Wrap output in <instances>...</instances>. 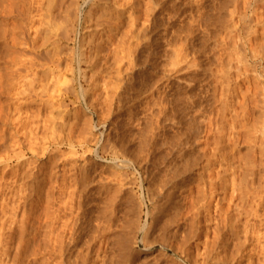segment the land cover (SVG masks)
<instances>
[{"label":"rangeland","instance_id":"1","mask_svg":"<svg viewBox=\"0 0 264 264\" xmlns=\"http://www.w3.org/2000/svg\"><path fill=\"white\" fill-rule=\"evenodd\" d=\"M12 1H13V3H11ZM32 1H30V0H20V1H18V0H0V30H2V31H0V68H1L0 72L3 74L2 75V83H4V84H2V85L4 87L3 86L2 87L6 88V89H4L5 91L6 90L8 91L7 96L5 95L6 93L4 94V92H3V97H1V102L11 101L13 103L12 106H10V109H9L10 114L9 115L13 116L15 118V116H14L15 113L13 112V110L15 108V97L11 96L15 91V87H14L15 86V80H14L15 74L22 75L26 72L32 73L36 70H39L41 72H43V71L49 72V71L53 70L54 74L59 76L58 84H56L57 87L60 89L67 88V86L69 87V90L67 92L63 91V90H61V92H60V95H61L60 100H62L61 104L65 105V108H64V106L61 107L62 109L55 106L54 111L57 113V112H59V109H60V111H63V109H65V110H67V112H69V113L71 112V114H73V112L76 111L77 114L75 116L68 117L65 120V123L67 121H68L67 123H69V121L72 123L74 120V121H76L75 123L77 126L73 131L74 134H72V136H71V138H73V137H75V138H73V140L71 139V141L68 144L63 143L62 145L60 144L58 146L53 145L52 147H48V150H47L48 152H46V153L41 152L40 153L44 156L40 155L39 152L37 155L36 153H32V152L28 151L26 154L23 155L24 158H21V159H24L23 161H25V159H28V161L30 160L31 162L33 160H36V162L34 161L33 164L35 163L36 168L38 167V169L40 171V173H38V176L40 177L42 175L41 177H43V179H45V180H43L40 177V179H41L40 180L39 177H37V179L40 183L38 181H37L38 183L34 182V184L45 185V187H43L42 185H41L42 188L40 187L41 196L40 195H34V197H32V195H31V197L29 196L33 201L29 197L28 198L25 197V199L23 196L20 197V199L22 198L21 199L22 201L23 200L25 201V208H26V206L30 205V203L33 204L34 207L36 206V208H37V211L35 210L36 212L31 216V218L29 220V224L26 227V229H27L26 232L30 231V232H27V233H30V235L26 233L28 238H31L29 236H31L33 229H37L38 227L40 228V226L43 225V223H45L44 220H45V217L47 216L46 208H47L48 204H46L47 201L44 198V193L49 191L50 188H51L50 189L51 191L53 189V191L50 192L52 194L51 196L53 197V199L51 198L52 204L50 203V206H52V207L56 206V208H57V206L60 205V204L58 205L59 201L64 200L61 197L64 196L66 198L65 195L68 194V192H69L68 190H70L69 193H71V191L74 189V193L76 196L74 201L76 203H78V204L75 203V207H78L80 209L79 210L78 208H76L80 212L77 211L76 214L78 216L76 214L75 215H76V218L78 217V221H80V223L83 226L85 225L84 227L82 226L84 232L81 229L82 227H80V229H78L81 232V234H80L81 239H79V238L76 239V241H77L76 245H77L78 249L81 248V250H83V251L87 250V246H89V251L91 250L90 251L91 253L89 252L90 254L88 253V255L85 257V264H89V263L90 264H100V263L101 264H144V263L145 264H189L188 261L186 260V256L184 255L185 253L183 254V256H181L182 251H184L186 249L185 252L189 253L191 255V257H195L196 254H198L203 248V246H201V242L204 239V233H203V231H202V233H198V234L196 233V231L192 232V230L196 229V223L194 225V223L191 219L192 218L191 216H193V215L188 211V206H189L190 199L194 198V196L196 195L194 193H196V190L198 187L197 185H201V182L206 180L204 178L206 177L207 173L209 172V169L210 170L211 169H217L219 166L218 165L219 163H215V164L210 165V166L207 165L208 164L207 162L211 158V152H213L214 148H215V153L219 154L218 151L216 150L217 146H219V145L215 144V141H216L215 139L219 136V133H218L219 127H221L222 125L225 127V129L223 128L224 131L221 133V135L222 134L225 135L223 137L224 140L221 144V145H223V149H221V150L224 153H226V154L228 153L230 156H232L233 157L232 164L238 166V169L236 171H234V173H230L227 176L228 179L231 177L236 178V179L234 178L235 184H236L234 186V188L237 189V192H239L240 189L241 190L247 189V191H250L251 189L249 190V188H253V186L256 185V180H257V177H255V175H257L256 173H260V171H261L260 170L261 166L259 165L260 164V158H257L259 155L257 153L255 154L252 151V144H251L252 142L250 143L249 141H250V139H252V137H254V138L256 137L258 139L261 136L259 129L261 131L262 127H260V126H262L264 124V121H263L264 118L262 117L263 116L262 114L259 113L260 114L259 115L257 112L262 113V110L259 111L260 109L256 110V108H254L253 106H250V107H247V111H246L247 115L245 114L246 117H244L245 115L244 116H241V115L236 116V117H238L237 118L238 122H239V120L241 121V122L237 123L238 125H240V128H238L239 126H237V128L241 134L238 137L237 143H235V144L230 143V141L226 140V137L228 136L230 130L228 132V129H227L228 125L226 127L225 123L230 124L231 121H229V120H232L233 117H235V116H231V118H230V115H234V112H233V114H232V112H231V114L229 113L232 110L227 111L228 113L226 111H225L226 113L224 112V114H226L225 115L226 117L222 114V105H220L221 104L220 99H218L219 94L217 92V91H219L220 87L219 86L216 87L218 85V83H217L218 77L217 76L219 75V73H218L219 65L218 66H216V65L220 63V62L218 63V61H220L219 58H221V54H222L221 47L219 46V43L221 45L220 36L223 37V35L226 33L227 29L228 28L230 29V27H231L230 26L231 21L229 20L230 22H228V20L226 19L227 23H223V21L225 19H222V18H224V17L227 18L226 16L229 17L227 10L232 9V7L234 6L233 5L234 3L228 2L229 4L232 5V7H231V5H229L230 8H228L229 7L228 6V7H226V9H227L226 11L221 10L222 12H220V9H219L220 5L218 4V1H219V3L220 2L222 3V0H214L215 3L213 0H198V1L197 0H185V1L184 0H136L137 6L134 7L133 9L132 8L130 9L129 7H127V4H125L126 0H121V1L116 0L118 2V4H117V2H115V0H104L106 2H104L103 0L102 1L101 0H89V1L88 0H84V1L83 0H38L40 2H38L37 0H32ZM49 1L50 2L52 1L51 4ZM193 1L195 2V4ZM211 1L213 4L211 3ZM227 1L228 0H226V1L224 0V2H227ZM210 3L212 4V6L209 5ZM33 4L36 6H34ZM121 4H124V5L121 6ZM215 4L218 6H216ZM89 5H91V6H89ZM213 5L215 8L217 7L216 10H218L219 12L214 9ZM205 7H206V9H205ZM212 7L214 10L212 9ZM39 8H41V10ZM24 9H25V11H24ZM129 9H130V11H129ZM208 9H210V10H208ZM211 9L213 11L212 14H211ZM6 11H8V12H6ZM40 11H42V12L40 13ZM9 12H10V14H9ZM223 12L226 13V15L224 14L225 16H223ZM219 13L221 14L220 16H219ZM52 14L54 17L52 16ZM168 14H170V17ZM210 14H211V16H210ZM215 14H217L218 16L216 15L214 18H212ZM43 15H46L47 17L43 16ZM128 15L129 16L131 15L132 20L133 19L134 20L133 21L130 20L128 18ZM117 16H119V18ZM221 16H223V17L220 18ZM44 17H46V18H44ZM218 18H220L222 20V23H220L221 21ZM51 19H53V20H51ZM109 19H110V21H109ZM210 19L213 23L215 20L216 23L213 24L211 22V24H210L209 23ZM228 19H230V18H228ZM63 20H66V21H63ZM111 20L112 21L114 20L115 22H111ZM216 20H218L219 22ZM30 21H31V24H30ZM116 21H117V23H116ZM131 21H132V23H130ZM109 22L117 24V25L116 26L114 24L111 25ZM141 23H142V25H141ZM144 24H145V26H144ZM212 24H213V26H212ZM223 24H227V27H228V25H229V27L225 28V27H223L224 26ZM54 25H55V28H54ZM6 26H7V28H6ZM107 26L117 28V31H116V28H114L115 29L114 33L116 34V36H115L116 38L114 37L112 44L110 43L111 45L107 46L110 48L113 47L112 49L114 51L118 50V51H116V53L118 54V55L116 54L117 57L115 56L116 59H112L113 58L112 55H114L112 52L113 50L111 51L110 48H107L108 52H110V51L112 52L111 53L112 55L111 54L108 55V57H107L108 62L106 61L105 66L102 65L103 60H101L102 62L100 61V63H102V64H100L98 62V65L100 66V68L97 67L98 70H95V71H94V69L92 70L91 67L89 68L88 65L82 64L79 67V65L77 63L76 56H75L77 51H78L79 41L82 42L84 46H87L88 45L87 43H89L87 41H89V40L91 41V39L94 36H97L94 34L101 33V31H104L105 29L106 30L104 33H107L106 32L108 29ZM140 26H143L142 27L143 33L140 32L142 29ZM219 26H222V27H219ZM51 27H53L54 30ZM64 27H66V28H64ZM81 28H83V29H81ZM192 28H193V30H192ZM221 28L222 29L225 28V29L222 30ZM64 29H66V30L63 31ZM127 29H128V31H127ZM229 29H228V31H229ZM224 30H225V32H223ZM68 31L70 34L68 33ZM96 31H99V32H96ZM11 32H13V33H11ZM137 32H138V36L139 37L141 36V38H142V40H139L140 42L138 41V43H139L138 46L136 44H134V43H136V40H137L136 38H134V35H136ZM67 33H68V35H67ZM77 33H78V35H77ZM131 33H134V34H131ZM222 33H223V35H221ZM4 34H6V35H4ZM127 35H129V36H127ZM130 36H133V38H131ZM103 37H105V36H103ZM141 38H139V39H141ZM118 40H119V42H118ZM122 40H123V42H122ZM125 40H128L129 42H131L130 48H128V50L129 49L131 50L130 51L131 54L129 53V51H128V53L125 52V48H126L125 45L127 46V44H128V43H125V42H128ZM121 42L125 45H123ZM140 43L142 44V46H140L141 45ZM113 45H115V46H113ZM213 45H215V47ZM116 46L117 47L120 46L121 48L120 47L117 48ZM115 47H116V49H114ZM209 48H211V49H209ZM133 50H134V52H132ZM104 51H106V50H104ZM126 51H127V48H126ZM56 52H58V53H56ZM219 52H220V54H218ZM120 53H123V54H120ZM124 53L127 54L128 56L124 55ZM132 54H133V56H132ZM71 55H72V57H71ZM119 56H121L120 58H123V59H124V57H126V56L127 57L124 60L122 59V61L120 60L122 63L119 61V63H120L119 64L118 60H117V58ZM6 57L11 61H15V59H17V60L14 63V62L9 61ZM172 57L176 60L175 62L172 59ZM29 59H31V60H29ZM216 59H219V60L217 61ZM179 60H181V61H179ZM52 61H54V62H52ZM131 61H133V62H131ZM48 62H50V64ZM127 62H128V64H127ZM215 62H217L216 65H215ZM52 63H54L55 65L54 64L52 65ZM168 63L170 65H172V64L173 65L170 67V65H168ZM59 66H60V68H59ZM215 66L217 68H215ZM152 67H154V68H152ZM212 67H213V69L215 68L218 70V71L215 70L218 73L217 74L215 72L217 78L214 77L215 73H214V70L212 69ZM232 67H233V64H232ZM122 68H124V69H122ZM15 71H17V72H15ZM23 71H26V72H23ZM106 71H108V72H106ZM126 71H128V72H126ZM117 72L119 75L117 74ZM84 73L86 75V79L82 78ZM104 74H105V77H104ZM91 75H92V77H91ZM233 77H234V79L236 78V76H232V79H233ZM12 78H14V79H12ZM64 78H65V80H63ZM214 78H215V80H217L216 83L213 80ZM158 80L160 81V83ZM44 81H45L44 83L49 84V86L51 85L50 78L45 79ZM62 81H63L64 85H62ZM111 81H113V82H111ZM120 81H121V83H120ZM8 82H10V83H8ZM115 83L116 84L119 83V84L116 85ZM9 84H10V86H9L10 88L8 87ZM59 85H61L63 87H60ZM65 85H66V87H64ZM11 87H12V91L10 90ZM81 87L83 88L82 90H81ZM71 88H72V90H71ZM4 90L2 89V91H4ZM89 90H91V91H89ZM84 91H86L87 94L84 95ZM9 92H13V93L9 95ZM116 94H117V96H116ZM167 94H169V95H167ZM144 95H146V96H144ZM176 97H178V98H176ZM25 99H27V98L23 97V99L21 101H25ZM82 99H83V101H82ZM183 99H185V100H183ZM27 100H29V99H27ZM116 100H118V101H116ZM21 101H18V102H21ZM58 101H59V99L56 100L55 102H58ZM37 102L32 103V106L29 104L30 106L28 105V108L32 109V110L37 109L39 106V102L38 103ZM114 104H115V106H114ZM147 106H149V107H147ZM238 108H240V107L237 106V110H238ZM157 112H159V115H157L158 114ZM196 112H198V114ZM43 113L47 114L46 111H44ZM56 113L55 114L53 113V115L55 116ZM103 113L105 114V116ZM146 113H147V115H146ZM243 113H244V111H243ZM238 114H242V111L239 112ZM206 116H207V118H206ZM223 116H224V118H223ZM228 117H229V119H227ZM240 117L242 118V120ZM225 119H227L229 123L226 122ZM77 122H79L80 124ZM261 122L263 124H261ZM196 124H197V126H196ZM242 125H244V126H242ZM1 128H2V126L0 127V129ZM237 128L235 126L236 130H237ZM214 129H216V130H214ZM8 130H9V128H8ZM8 130L5 133H7ZM81 130H84V132H83L84 134L86 132H88L90 134V136L92 135V137H95V139L90 137L91 141L90 140L89 141L91 142V144L88 143L86 145L83 144L81 146H79V144H77L78 143L77 139L79 138V136L76 133H78ZM216 131H217V133H216ZM214 132L218 135H216V134L214 135ZM193 134H195L196 136ZM6 136H8V134L5 135V138H6ZM74 139H76L77 141H74ZM93 139L95 140L94 144H93V142H94ZM114 141H116V142H114ZM131 141H132V143H131ZM55 143H58V142H54L53 144H55ZM6 144L7 143H5V145ZM138 144H139V146H138ZM101 145L106 146L108 149L110 148L111 152L116 150V152L119 153L120 150H123V151H121L122 153L121 152L119 153V155L121 157L116 153L117 158L115 159V157H113V154H111L110 150H108L105 147H103V149H101L102 148ZM115 145H117V146H115ZM87 146H88V148H90L89 152H88ZM114 146L118 147L120 149L112 148ZM5 147L6 146L3 145L2 148L0 149V151H2V153L0 152L1 154H3V153L9 154L13 151L12 149L7 148V147L6 148L10 149V151L9 150L7 151V149L5 151L4 150ZM84 147L87 150H84ZM51 150H54V151L51 152ZM192 150H194V151H192ZM221 150H220V152H221ZM3 151H5V152H3ZM85 151H87V152L83 154V152H85ZM138 151H140V152H138ZM123 153H125V154H123ZM71 155H74V156H71ZM124 155L125 156L127 155L125 157L126 159L124 158ZM201 155H202V157H201ZM229 155H226V156H229ZM98 156H101L102 159ZM127 157H130V158H127ZM50 158L53 159V161H55L56 164H52V161ZM62 158H64V159H62ZM21 159L19 161H21ZM70 159H72L73 161ZM122 159H125V160L128 159L127 164H129V165H127V167H125L123 169L121 166H119V167L117 166L119 163L122 162ZM129 159L133 160V161H129ZM120 160H121V162H120ZM251 160H253V161H251ZM28 161L26 160L25 162L28 163ZM76 161H77V163H76ZM103 161H105V162H103ZM15 162L16 161L13 160L12 162L11 161L5 162L6 164H4V163L0 164V166H1L0 167V176H1V180L4 181V183L0 182V184L3 183L6 185V183L12 179L13 176H11L12 172H10V169H11V167H14ZM31 162H29V163H31ZM249 162H251V163H249ZM253 162H254L255 166L252 165ZM39 163L41 166L38 165ZM246 163L248 166H250V165L254 166L255 170L252 169L253 167H248L246 165ZM10 164L11 165L13 164V165L11 166ZM184 165L186 167H184ZM51 167H53V168H51ZM72 167L74 168L73 169L74 172L72 170H70V169H72ZM36 168L33 170L31 167V169L33 171L37 170ZM185 168H186L187 172L185 171ZM52 169H54V171L56 170L57 176L55 175V176H53V178L51 177V179L49 180L50 181V183H49V181H48L49 177L44 178V176L48 175V172H46V171H48V170L50 171ZM32 170H31V172H33ZM62 170L63 171L65 170L64 171L65 174H68V172H69V174L71 172H73V173L70 175L68 174V176H67V175L63 174L64 172L62 173ZM79 170L81 171V173H79L80 172ZM122 170H123V172H122ZM6 171H8V172H6ZM60 171H61L62 175H61ZM82 171H84V172H82ZM182 171H184V172H182ZM250 171H251V173H250ZM35 172L37 173V171H35ZM35 172H34V174H35ZM44 172L47 175L44 174ZM50 172H53V171H50ZM86 173L90 174V175H87ZM119 173H120V175L122 173L125 174V175L122 174L123 178H122V175L120 177L118 176ZM39 174H41V175H39ZM251 174H253L254 177ZM35 175H37V174H35ZM7 176L11 179H8ZM69 177H70V179H69ZM77 177L79 178V180H81L80 181L81 184L78 183L80 186L82 185L81 187L77 184V181H75V180H78ZM85 177L88 179H86ZM108 177H110V178H108ZM6 178L8 180V181L6 180L7 182L4 180ZM62 178L63 179L67 178L71 181L74 180L75 183L67 180V183L69 181L68 185H70V184L71 185L69 186L68 190L62 191L61 192L62 194H61V193H58V191L60 192V190H59L60 185L59 184H62V181H63ZM120 178H122L121 179L122 182L120 181ZM255 178H256V180H255ZM53 179H55V180L52 181ZM84 179H86V180H84ZM42 180L44 182L41 183ZM87 181H88V183H87ZM9 182H11L13 184V180L9 181ZM9 182H8V184H9ZM51 182L52 183L55 182V183L52 184ZM65 182H66V180H64L63 183H65ZM82 182H83V184H82ZM67 183H65L66 186H67ZM252 183H253V185H252ZM51 184H52L53 188L49 187V186H51ZM5 185H4V187L7 186V185L6 186ZM125 185H127V186H125ZM78 186L80 188H78ZM0 187L4 188L2 184L0 185ZM71 188H73V189H71ZM153 188H155V189H153ZM158 188H159V190H157ZM231 188L232 187L229 186L226 190L225 195L227 197L231 193ZM87 189H89V190H87ZM112 189H113V191H112ZM115 189H116V191H114ZM95 190H98V191H95ZM78 192H80L81 194H78ZM64 193H67V194H64ZM140 193H142V194H140ZM58 194H61V196ZM78 195H80V197ZM129 195H130V197H129ZM239 195H241V194H239ZM58 196H60L59 198H61V199H59ZM37 197L40 198V200ZM77 197H79L78 200H77ZM108 197L109 198L112 197L110 199L115 201V204L116 203L117 204L114 206L115 208L112 211H114V210L115 211L112 214H110L108 216H104L103 214H100V212H102V213L105 212V209L107 208V206H106L107 204L105 205V202L107 203L108 201H104V200H105V198H107L106 200H108ZM34 198H35V200H34ZM237 198H239L238 195H237ZM58 199H59V201H58ZM79 199L80 200L82 199V201H80ZM38 200H39L40 204H39ZM68 200L69 199H67L65 201H68ZM103 201H104V203L102 206ZM80 202H81V204H80ZM132 202H134V203H132ZM119 203H120V205H119ZM120 206L123 208H121ZM28 207H30V206H28ZM28 207L26 209H28ZM118 207H119V211L117 210ZM43 208H45V211H43L44 210ZM99 208L100 209L102 208V209L100 210ZM122 209L123 210L127 209L129 211V212L128 211L126 212V210L123 211V214L127 218L124 217V215L122 214ZM74 210H75V208H74ZM66 211L67 210H65V212ZM98 211H99V214L102 215L101 218H100V216L98 217V215H99ZM68 212L69 211H67L65 213V217H67ZM75 212L76 211H74L73 214ZM149 212L151 213V215ZM170 212H171V214H170ZM118 213L121 215H117ZM125 213H127V214H125ZM167 213H168V215H167ZM45 214H46V216L44 217ZM107 214H109V213H107ZM95 215H97L96 218H95ZM18 216L19 215H17V217ZM120 216H123V217H120ZM86 217H88V218H86ZM89 217H91L93 221H90ZM115 217L119 220V223L121 222L120 224L117 223L118 220ZM99 218H100V221L105 219V221L103 220L104 225H103V223L101 224L98 221L94 222V221L98 220ZM109 218L111 219V221H109ZM79 219H84V220L82 221ZM108 222H110V223H108ZM40 223H41V225H39ZM95 223H97V224L99 223V225L96 224L98 229L100 227L108 226L109 231L108 230L105 231L104 230L105 228H103L102 230L105 231L104 234L101 231H99L100 234L95 233L93 235L91 233V231L95 229V228H93V227H96ZM111 223H113V224L116 223V224L112 225ZM131 224H132V226H131ZM91 225H92V229H91ZM129 225H130V227H129ZM87 226H88V228H86ZM45 227H46V225H45ZM85 228L87 230L89 229L90 232H88ZM123 228H126V229H123ZM114 229H116V230H114ZM137 229H138V232L135 233V231H137ZM99 230H101V229H99ZM127 230H128V232H127ZM44 231H45L44 228H42V230L40 229L39 233H41V234L38 233V237L36 240H38L39 236H41L43 234L42 232H44ZM90 233L93 235V237H91V240H90L89 236H92V235ZM101 233H102L103 237L106 239V241L104 238H102ZM126 233H128L129 235ZM192 233H193V235H192ZM95 235H97V236H95ZM124 235H126V237ZM94 237L95 238L97 237V238L93 239L94 240L93 241L92 238H94ZM107 237H108V241H107ZM130 237L132 240L130 239ZM109 238H111L112 241ZM99 239H101V240H99ZM142 239H144V241H142ZM155 239H156V241H155ZM39 240H38V244H35V242H36L35 240H34L35 241L34 243L30 242L32 245L27 246L25 248V250L22 252V254H19V257L17 258L18 262L17 263L14 262L13 264H22V263L23 264H29V263L30 264H34V263L35 264H42V261H43V264H46L45 262H47L48 264L54 263V261H52V258L49 257V256L53 257V255H51V254H49V252H47L48 251V250H46L47 248L43 247L42 246L43 243L41 242V244H40ZM88 240H90V241H88ZM138 240H140V241H138ZM85 241H86V243H85ZM105 242H107V243H105ZM109 242H111V243H109ZM117 242L119 244H121V243L124 244V245H122V244L120 245V247L122 246L121 249H123V251L126 248L128 251L125 252L126 251L125 250L123 252L120 249V251H121V253H120V251H118V248H119L118 245L119 244ZM34 244L36 246L40 244L39 246H42V248H44L45 251L43 249L39 250L40 247L39 246L35 247ZM14 245H12V248L10 250V252L13 256L15 255L13 250H15V252H16V247H15L16 245L15 246ZM126 246H129V247H126ZM180 246L182 249L184 248L183 250L180 249L181 253L179 252ZM100 247L102 250L100 249V251H99L98 248H100ZM32 250H34L36 253L38 252L37 255L35 253V255L32 256L31 255L32 254L31 252H33ZM102 251H103V253H102ZM98 252H101V253H98ZM39 253L41 254L42 257L40 256ZM97 253H98V255L100 254L99 257L97 256L98 258L96 257ZM122 253H126V254L122 255ZM11 254L9 253V256L12 257ZM102 254H104V255L102 256ZM122 256H123V258H122ZM73 257L74 256H72L71 258L69 257L71 260H69V258H66V261H69V263L67 262L68 264H73V261H72ZM197 258L200 260L199 256H197ZM26 259H27V261H26ZM46 259H48V260H46ZM28 260L32 261V262L34 261V262L28 263ZM83 260H84V258H83ZM83 260H81L80 262H82ZM70 261H72V262H70ZM76 261H74V262L78 264L79 262L78 261L76 262ZM114 262H117V263H114ZM198 262H200V261H198Z\"/></svg>","mask_w":264,"mask_h":264},{"label":"bare ground","instance_id":"2","mask_svg":"<svg viewBox=\"0 0 264 264\" xmlns=\"http://www.w3.org/2000/svg\"><path fill=\"white\" fill-rule=\"evenodd\" d=\"M20 1V0H18ZM32 1V0H30ZM38 1V0H37ZM84 1V0H83ZM89 1V0H88ZM102 1V0H101ZM104 1V0H103ZM121 1V0H120ZM119 1V2H120ZM185 1V0H184ZM198 1V0H197ZM214 1V0H213ZM226 1V0H225ZM33 2V1H32ZM40 2V1H38ZM44 2V1H43ZM50 2V1H49ZM52 2V1H51ZM50 2V4H51ZM106 2V1H104ZM113 2V1H112ZM115 2H117L115 0ZM194 2V1H193ZM217 2V1H216ZM228 2L230 3H234L233 7L231 4H229ZM13 3V1L11 2ZM159 3V2H158ZM184 3V2H183ZM212 3V1H211ZM209 4L212 6V4ZM215 3V1H214ZM221 3V2H220ZM219 1H218V4L220 5L219 6V9H220V12H222L221 10L223 11H226V7H228L229 5H231L232 9H228L227 10V13L229 15L226 16L227 18H222L223 16L226 15L225 12H223V16H221L220 18L222 19H225L223 21V23H227L226 22V19L228 20V22H230V29L227 27V24H223L225 28H228L226 33L223 35V33L221 35H223V37L220 36V39H221V45L219 43V46L221 47V51H222V54H221V58L220 61H218L219 59H216L218 61L219 64H217V62H215V65L218 66L219 65V71L215 68H217L215 66V68L212 69L214 70V73L216 71H218L219 75L217 76L218 77V81L215 80V78L213 79L214 82L218 83V85L216 87H220L219 88V91L218 92V99H220V105H222V114L225 116L226 114H224V112L226 111H229V110H232L230 111L229 113L233 114L234 112V115H230V118L231 116H235L233 117L232 120H229L231 121L230 124H227L225 123L227 129H228V136L226 137V140L230 141V143H237L238 141V137L239 135L241 134L239 131H238V128H240V125H238L237 123L241 122L239 120L238 122V117L236 116H244L245 114L247 115L246 111H247V107H250V106H253L254 108H256V110L260 109L259 111L262 110V113L261 112H257L258 114H262L263 118H264V0H228L227 2H224V0H222V3L220 4ZM228 3V4H227ZM3 4V3H2ZM32 4V3H31ZM118 4V2H117ZM125 4H127V7H129L130 9L134 8L137 6V1L136 0H126ZM195 4V2H194ZM205 4V3H204ZM11 5V4H10ZM22 5V4H21ZM34 5V4H33ZM124 4H121V6H123ZM191 5V4H190ZM193 5V4H192ZM200 5V4H199ZM216 5V4H215ZM36 6V5H34ZM91 6V5H89ZM100 6V5H99ZM102 6V5H101ZM120 6V5H119ZM189 6V5H188ZM201 6V5H200ZM218 6V5H216ZM7 7V6H6ZM16 7V6H15ZM39 7V6H38ZM71 7V6H70ZM73 7V6H72ZM75 7V6H74ZM118 7V6H117ZM197 7V6H196ZM214 7V5H213ZM212 7V9H213ZM4 8V7H3ZM12 8V7H11ZM17 8V7H16ZM30 8V7H29ZM33 8V7H32ZM44 8V7H43ZM47 8V7H46ZM45 8V9H46ZM49 8V7H48ZM57 8V7H56ZM192 8V7H191ZM210 8V7H209ZM230 8V6L228 7ZM6 9V8H5ZM8 9V8H7ZM23 9V8H22ZM41 10V8H39ZM129 9V11H130ZM187 9V8H186ZM206 9V7H205ZM212 9H211V14H212ZM214 9L216 10L217 7ZM213 9V10H214ZM11 10V9H10ZM9 10V11H10ZM197 10V9H196ZM210 10V9H208ZM232 10V11H231ZM2 11V10H1ZM18 11V10H17ZM25 11V9H24ZM30 11V10H29ZM32 11V10H31ZM39 11V10H38ZM155 11V10H154ZM218 11V10H216ZM8 12V11H6ZM19 12V11H18ZM42 11H40L41 13ZM54 12V11H53ZM67 12V11H66ZM121 12V11H120ZM151 12V11H150ZM158 12V11H157ZM205 12V11H204ZM208 12V11H207ZM210 12V11H209ZM215 12V11H214ZM219 12V11H218ZM24 13V12H23ZM38 13V12H37ZM45 13V12H44ZM184 13V12H183ZM190 13V12H189ZM196 13V12H195ZM10 14V12H9ZM21 14V13H20ZM30 14V13H29ZM46 14V13H45ZM150 14V13H149ZM161 14V13H160ZM185 14V13H184ZM194 14V13H193ZM207 14V13H206ZM210 14V16H211ZM225 14V15H224ZM18 15V14H17ZM22 15V14H21ZM26 15V14H25ZM87 15V14H86ZM169 17H170V14H168ZM195 15V14H194ZM198 15V14H197ZM204 15V14H203ZM217 14H215L212 18H214ZM221 14L219 13V16ZM43 16H46V15H43ZM53 16V14H52ZM89 16V15H88ZM158 16V15H157ZM209 16V17H210ZM218 16V15H217ZM42 17V16H41ZM47 17V16H46ZM44 17V18H46ZM54 17V16H53ZM84 17V16H83ZM119 18V16H117ZM123 17V16H122ZM174 17V16H173ZM208 17V18H209ZM67 18V17H66ZM117 18V19H118ZM128 18L130 20H132V17L131 15L129 16L128 15ZM200 18V17H199ZM211 18V17H210ZM218 18V19H220ZM230 18V19H228ZM216 19V18H215ZM53 20V19H51ZM67 20V19H66ZM66 20H63V21H66ZM134 20V19H133ZM132 20V21H133ZM153 20V19H152ZM189 20V19H188ZM230 20V21H229ZM62 21V22H63ZM74 21V20H73ZM110 21V19H109ZM132 21L130 23H132ZM162 21V20H161ZM209 21V20H208ZM218 21V20H216ZM220 23H222V20L220 19ZM58 22V21H57ZM61 22V23H62ZM111 22H115L114 20ZM109 22L111 25H113L114 23H111ZM144 22V21H143ZM156 22V21H155ZM163 22V21H162ZM161 22V23H162ZM211 19L209 21V23L211 24ZM219 22V21H218ZM20 23V22H19ZM46 23V22H45ZM60 23V24H61ZM64 23V22H63ZM108 23V22H107ZM117 23V21H116ZM190 23V22H189ZM200 23V22H199ZM203 23V22H202ZM213 23V22H212ZM214 23L215 20H214ZM213 23V24H214ZM30 24H31V21H30ZM47 24V23H46ZM72 24V23H71ZM109 24V25H110ZM212 24V26H213ZM218 24V23H217ZM229 24V23H228ZM22 25V24H21ZM58 25V24H57ZM65 25V24H64ZM110 25V26H111ZM115 26L117 24H114ZM132 25V24H131ZM142 25V23H141ZM187 25V24H186ZM216 25V24H215ZM226 25V26H225ZM19 26V25H18ZM83 26V25H82ZM145 26V24H144ZM156 26V25H155ZM206 26V25H205ZM209 26V25H208ZM217 26V25H216ZM108 29H107V33H104V31H101V33H97V34H94V35H97V36H94L91 41H87L89 43H85L87 46H84L82 42L79 41V45H78V51L76 53V59H77V63L79 65V67L84 64V65H88L89 68L91 67L92 70L94 69L95 70H98L97 67L100 68V66L98 65V62L100 63L101 60H103V66H105L106 64V61L108 60L107 57L108 55H110L112 52L114 55L112 59H116L115 56L117 57V53L116 51L118 50H113L112 48L110 47H107L108 45L110 46L112 44V41L114 40V37L116 36V34L114 33L116 27H109L107 26ZM141 28L143 26H140ZM193 27V26H192ZM201 27V26H200ZM218 27V26H217ZM219 27H222V26H219ZM7 28V26H6ZM53 29V27H51ZM54 28H55V25H54ZM66 28V27H64ZM208 28V27H207ZM213 28V27H212ZM223 28V29H225ZM83 29V28H81ZM85 29V28H84ZM222 29V28H221ZM222 29V30H223ZM8 30V29H7ZM10 30V29H9ZM23 30V29H22ZM49 30V29H48ZM54 30V29H53ZM56 30V29H55ZM66 29H64L63 31H65ZM103 30V29H102ZM193 30V28H192ZM221 30V31H222ZM2 31V30H0ZM12 31V30H11ZM116 31H117V28H116ZM128 31V29H127ZM143 31V28L141 29L140 32ZM204 31V30H203ZM217 31V30H216ZM25 32V31H24ZM37 32V31H36ZM52 32V31H51ZM96 32H99V31H96ZM139 32V31H138ZM138 32L136 35H134V38H136V44L138 46V41L139 40H142L141 36L139 37L138 36ZM139 32V33H140ZM197 32V31H196ZM205 32V31H204ZM212 32V31H211ZM225 32V30L223 31ZM228 32V33H227ZM2 33V32H1ZM13 33V32H11ZM69 33V31H68ZM67 33V35H68ZM75 33V32H74ZM95 33V32H94ZM143 33V32H142ZM146 33V32H145ZM154 33V32H153ZM165 33V32H164ZM167 33V32H166ZM214 33V32H213ZM8 34V33H7ZM70 34V33H69ZM99 34V35H98ZM118 34V33H117ZM128 34V33H127ZM131 34H134V33H131ZM141 34V33H140ZM2 35V34H1ZM6 35V34H4ZM20 35V34H19ZM78 35V33H77ZM153 35V34H152ZM216 35V34H215ZM218 35V34H217ZM60 36V35H59ZM58 36V37H59ZM105 36V37H103ZM129 36V35H127ZM169 36V35H168ZM3 37V36H2ZM5 37V36H4ZM131 38H133V36H130ZM129 37V38H130ZM216 37V36H215ZM91 38V37H90ZM116 38V37H115ZM141 38V39H139ZM153 38V37H152ZM175 38V37H174ZM218 38V37H217ZM48 39V38H47ZM151 39V38H150ZM117 40V39H116ZM173 40V39H172ZM188 40V39H187ZM125 41H128V40H125ZM124 41V42H125ZM167 41V40H166ZM217 41V40H216ZM119 42V40H118ZM123 42V40H122ZM121 42V43H122ZM140 42V41H139ZM144 42V41H143ZM142 42V43H143ZM156 42V41H155ZM111 43V44H110ZM125 43H128L127 46L125 44V47L127 48V51H126V48H125V52L131 54V50L128 48H130V43L131 42H125ZM149 43V42H148ZM147 43V44H148ZM141 44V43H140ZM145 44V43H144ZM143 44V45H144ZM146 44V45H147ZM167 44V43H166ZM182 44V43H181ZM180 44V45H181ZM119 45V44H118ZM145 45V46H146ZM173 45V44H172ZM115 46V45H113ZM142 46V44L140 45ZM167 46V45H166ZM176 46V45H175ZM215 47V45H213ZM117 47V46H116ZM116 47L114 49H116ZM120 47V46H118ZM117 47V48H118ZM132 47V46H131ZM148 47V46H147ZM212 47V46H211ZM107 48H110L111 51L108 52V49ZM121 48V47H120ZM123 48V49H124ZM136 48V47H135ZM141 48V47H140ZM139 48V49H140ZM10 49V48H9ZM109 49V50H110ZM132 49V48H131ZM150 49V48H149ZM211 49V48H209ZM215 49V48H214ZM220 49V48H219ZM106 50V51H104ZM158 50V49H157ZM170 50V49H169ZM10 51V50H9ZM16 51V50H15ZM138 51V50H137ZM136 51V52H137ZM140 51V50H139ZM154 51V50H153ZM183 51V50H182ZM59 52V51H58ZM56 52V53H58ZM61 52V51H60ZM106 52V53H105ZM120 52V51H119ZM118 52V53H119ZM134 52V50L132 51ZM135 52V53H136ZM141 52V51H140ZM179 52V51H178ZM163 53V52H162ZM217 53V52H216ZM117 54V55H116ZM120 54H123V53H120ZM220 54V52L218 53ZM217 54V55H218ZM10 55V54H9ZM12 55V54H11ZM22 55V54H21ZM124 55H127L124 53ZM8 56V55H7ZM20 56V55H19ZM128 56V55H127ZM126 56V57H127ZM130 56V55H129ZM133 56V54H132ZM159 56V55H158ZM172 56V55H171ZM13 57V56H12ZM58 57V56H57ZM72 57V55H71ZM121 56H119L117 58L118 60V63L119 61L123 58H120ZM124 57V59L126 58ZM161 57V56H160ZM7 58V57H6ZM20 58V57H19ZM180 58V57H179ZM8 59V58H7ZM72 59V58H71ZM110 59V58H109ZM123 59V60H124ZM172 59L174 60V62L176 61L173 57ZM9 60V59H8ZM14 60V59H13ZM17 59H15V61H11V62H16ZM31 60V59H29ZM52 60V59H51ZM146 60V59H145ZM182 60V59H181ZM179 60V61H181ZM8 61V62H9ZM111 61V60H110ZM114 61V60H113ZM120 61V62H121ZM138 61V60H137ZM142 61V60H141ZM171 61V60H170ZM169 61V62H170ZM178 61V62H179ZM184 61V60H183ZM26 62V61H25ZM54 62V61H52ZM108 62V61H107ZM133 62V61H131ZM130 62V63H131ZM144 62V61H143ZM173 62V61H172ZM209 62V61H208ZM18 63V62H17ZM27 63V62H26ZM31 63V62H30ZM34 63V62H33ZM32 63V64H33ZM50 64V62H48ZM56 63V62H55ZM122 63V62H121ZM171 63V62H170ZM181 63V62H180ZM54 63H52L53 65ZM59 64V63H58ZM69 64V63H68ZM120 64V63H119ZM128 64V62H127ZM175 64V63H174ZM232 64H233V67H232ZM21 65V64H20ZM31 65V64H30ZM41 65V64H40ZM55 65V64H54ZM98 65V66H97ZM101 65V66H102ZM130 65V64H129ZM168 65H170L168 63ZM173 65V64H172ZM170 65V67L172 66ZM17 66V65H16ZM19 66V65H18ZM66 66V65H65ZM64 66V67H65ZM102 66V67H103ZM107 66V65H106ZM111 66V65H110ZM113 66V65H112ZM132 66V65H131ZM134 66V65H133ZM136 66V65H135ZM34 67V66H33ZM43 67V66H42ZM58 67V66H57ZM68 67V66H67ZM190 67V66H189ZM26 68V67H25ZM60 68V66H59ZM88 68V69H89ZM113 68V67H112ZM154 68V67H152ZM177 68V67H176ZM16 69V68H15ZM120 69V68H119ZM124 69V68H122ZM142 69V68H141ZM172 69V68H171ZM170 69V70H171ZM207 69V68H206ZM1 70V68H0ZM23 70V69H22ZM50 70V69H49ZM67 70V69H66ZM85 70V69H84ZM111 70V69H110ZM130 70V69H129ZM198 70V69H197ZM203 70V69H202ZM216 70V71H215ZM5 71V70H4ZM20 71V70H19ZM30 71V70H29ZM112 71V70H111ZM179 71V70H178ZM211 71V70H210ZM17 72V71H15ZM22 72V71H21ZM23 72H26V71H23ZM108 72V71H106ZM128 72V71H126ZM141 72V71H140ZM143 72V71H142ZM10 73V72H9ZM19 73V72H18ZM42 73V74H41ZM70 73V72H69ZM104 73V72H103ZM123 73V72H122ZM137 73V72H136ZM217 73V72H216ZM216 73H215V76L216 77ZM217 73V74H218ZM14 74V73H13ZM62 74V73H61ZM106 74V73H105ZM105 74H104V77H105ZM109 74V73H108ZM118 74V72H117ZM139 74V73H138ZM2 73L0 72V127L2 126V128L0 129V149L2 148V146H6L7 148H10L12 149L13 151L9 154H1L2 151H0L1 155H0V164L1 163H4L6 164L5 162H8V161H13L15 160V164H14V167H11L10 169V172H12L10 175L13 176L12 179L9 178L7 176L8 179H11L9 181H12L13 180V184L11 182H9L6 179H4L5 181L7 180L9 182L5 184L3 180H1V176H0V182H3L1 183L4 187V185L6 187L2 188L0 187V264H13L14 262L17 263V258L19 257V254H22V252L25 250V248L29 245H32L31 243L35 242V244H38V240L41 244V242L43 243L42 246L47 248L46 250H48L47 252H49V254L53 255L52 256H49L50 258H52V261H54V263L52 264H68L69 261H66V258H71L72 256H74L72 258V261H73V264L75 263L74 261H78L80 264H85V257L88 255V253L91 251H89V246H87V250L86 251H83L81 250V248L78 249L77 245H76V239L79 238L81 239V232L80 230V227H82L83 225L80 223V221H78V217L76 218V213H77V209L78 207H75V193H74V189L70 192V190H68L69 186L71 185H68L69 184V179H63L62 181V184H59L60 187H59V190L60 192L58 191V193H61L62 191H66L68 190V194L67 193H64V194H67L65 195L66 198L63 196L61 197L62 199L64 200H60L61 198H59L61 196V194H58L60 196H58V205L57 208L56 206L52 207L50 206V203L53 199V197L51 196L52 194L50 192L52 191L49 189V191L45 192L44 193V198L45 200L47 201L46 204H48L47 208H46V213H47V216L46 214L44 215L45 217V223H43V225H41V223L39 225L40 228L38 227L37 229H33L32 230V234L31 238H28L27 234L30 235V233H27V232H30V231H27L26 232V227L27 225L29 224V220L31 218V216L37 211V208L36 206L34 207L33 204L30 203V207L26 206V208L28 207V209L25 208V201L23 202L20 197L23 196L24 199L25 197L28 198L29 196L31 197H34V195H40L41 196V192H40V187L41 185L43 187H45V185L41 184H34V182H37L38 179L37 177L38 176V173H40L38 167L36 168V164L33 162L36 160H33L32 162L28 159H25V161L27 160L28 163H26L25 161H23L24 159H21V158H24V154H26L28 151L32 152V153H36L38 155V152L39 154L42 152H48V147H52L53 145H62L63 143L65 144H68L71 139L73 140V138H71L73 131L74 129L76 128V121L73 120V122L71 123L69 121V123H65V120L68 118V117H72V116H75L77 114L76 111L73 112V114H71V112H67V110L63 109V111H60L59 109V112H55L54 111V108L55 106H57L58 108H61L64 106L65 108V105H62L61 102L62 100H60V92L61 90L63 91H68L69 90V87L67 86V88H64V89H60L57 87L56 84H58V78L59 76L55 75L54 74V71H39V70H36L32 73H24L22 75H18V74H15V91L14 93L13 92H9V95L12 94L11 96H14L15 97V108L13 110V112L15 113V118L13 116H10L9 114V109H10V106H12V102L11 101H7V102H1V97H3V92L4 94L7 96L8 94V91L4 90L6 88H3L4 86L2 84ZM17 75V76H16ZM79 75V74H78ZM119 75V74H118ZM196 75V74H195ZM5 76V75H4ZM10 76V75H9ZM67 76V75H66ZM82 76V75H81ZM89 76V75H88ZM232 76H236V78L232 79ZM14 77V76H13ZM73 77V76H72ZM92 77V75H91ZM100 77V76H99ZM108 77V76H107ZM144 77V76H143ZM216 77V78H217ZM6 78V77H5ZM50 78L51 80V85L49 86V84H46L44 83L45 79H48ZM63 78V77H62ZM80 78V77H79ZM82 78H85L86 79V75L85 73L83 74V77ZM115 78V77H114ZM130 78V77H129ZM161 78V77H160ZM159 78V79H160ZM212 78V77H211ZM61 79V78H60ZM109 79V78H108ZM117 79V78H116ZM128 79V78H127ZM65 80V78L63 79ZM103 80V79H102ZM118 80V79H117ZM126 80V79H125ZM143 80V79H142ZM212 80V81H213ZM60 81V80H59ZM104 81V80H103ZM115 81V80H114ZM147 81V80H146ZM159 81V80H158ZM4 82V81H3ZM7 82V81H6ZM100 82V81H99ZM98 82V83H99ZM107 82V81H106ZM113 82V81H111ZM129 82V81H128ZM10 83V82H8ZM65 83V82H64ZM101 83V82H100ZM121 83V81H120ZM123 83V82H122ZM157 83V82H156ZM160 83V81H159ZM6 84V83H5ZM83 84V83H82ZM116 84V83H115ZM119 84V83H118ZM116 84V85H118ZM124 84V83H123ZM194 84V83H193ZM13 85V84H12ZM62 85L63 84V81H62ZM67 85V84H66ZM66 85L64 87H66ZM107 85V84H106ZM105 85V86H106ZM111 85V84H110ZM142 85V84H141ZM170 85V84H169ZM3 86V87H2ZM10 86V84L8 85V87ZM60 87H63L61 85H59ZM79 86V85H78ZM139 86V85H138ZM145 86V85H144ZM13 87V86H12ZM12 87H11V91H12ZM13 87V88H14ZM147 87V86H146ZM4 91H2V89ZM10 88V87H9ZM73 88V87H72ZM71 88V90H72ZM110 88V87H109ZM158 88V87H157ZM8 89V88H7ZM83 88L81 87V90ZM138 89V88H137ZM85 90V89H84ZM217 90V89H216ZM91 91V90H89ZM106 91V90H105ZM120 91V90H119ZM71 92V91H70ZM109 92V91H108ZM107 92V93H108ZM159 92V91H158ZM163 92V91H162ZM216 92V91H215ZM63 93V92H62ZM61 93V94H62ZM111 93V92H110ZM165 93V92H164ZM87 94L86 91H84V95ZM98 94V93H97ZM146 94V93H145ZM149 94V93H148ZM152 94V93H151ZM155 94V93H154ZM8 95V96H9ZM123 95V94H122ZM169 95V94H167ZM196 95V94H195ZM213 95V94H212ZM117 96V94H116ZM141 96V95H140ZM143 96V95H142ZM146 96V95H144ZM160 96V95H159ZM194 96V95H193ZM214 96V95H213ZM5 97V96H4ZM23 97L29 99H25V101H21L23 99ZM83 97V96H82ZM121 97V96H120ZM202 97V96H201ZM11 98V97H10ZM159 98V97H158ZM157 98V99H158ZM178 98V97H176ZM197 98V97H196ZM58 102H55L56 100H58ZM75 99V98H74ZM143 99V98H142ZM168 99V98H167ZM173 99V98H172ZM216 99V98H215ZM121 100V99H120ZM147 100V99H146ZM169 100V99H168ZM175 100V99H174ZM182 100V99H181ZM185 100V99H183ZM3 101V100H2ZM18 101H21V102H18ZM39 102V106L37 109L35 110H32V109H29L28 108V105L30 104L32 106V103H35V102ZM83 101V99H82ZM81 101V102H82ZM118 101V100H116ZM158 101V100H157ZM37 102V103H38ZM98 102V101H97ZM109 102V101H108ZM36 103V104H37ZM92 103V102H91ZM131 103V102H130ZM142 103V102H141ZM57 104V105H56ZM83 104V103H82ZM117 104V103H116ZM146 104V103H145ZM156 104V103H155ZM189 104V103H188ZM29 105V106H30ZM98 105V104H97ZM182 105V104H181ZM101 106V105H100ZM108 106V105H107ZM115 106V104H114ZM145 106V105H144ZM169 106V105H168ZM173 106V105H172ZM195 106V105H194ZM237 106L240 107L238 108L237 110ZM118 107V106H117ZM149 107V106H147ZM159 107V106H158ZM101 108V107H100ZM108 108V107H107ZM155 108V107H154ZM204 108V107H203ZM253 108V109H254ZM62 109V108H61ZM99 109V108H98ZM168 109V108H167ZM252 109V108H251ZM12 110V109H11ZM164 110V109H163ZM234 110V111H233ZM44 111L47 112V114L43 113ZM106 111V110H105ZM109 111V110H108ZM242 111V114H238L239 112ZM244 111V113H243ZM94 112V111H93ZM164 112V111H163ZM168 112V111H167ZM171 112V111H170ZM184 112V111H183ZM225 112V113H226ZM53 113L56 115L54 116ZM95 113V112H94ZM109 113V112H108ZM120 113V112H119ZM159 115V112H157ZM162 113V112H161ZM198 114V112H196ZM228 113V112H227ZM12 114V113H11ZM101 114V113H100ZM99 114V115H100ZM104 114V113H103ZM128 114V113H127ZM150 114V113H149ZM169 114V113H168ZM259 114V115H260ZM147 115V113H146ZM228 115V114H227ZM246 115L244 117H246ZM11 118H10V117ZM101 116V115H100ZM105 116V114H104ZM150 116V115H149ZM196 116V115H195ZM204 116V115H203ZM223 116V118H224ZM183 117V116H182ZM202 117V116H201ZM226 117V116H225ZM259 117V116H258ZM77 118V117H76ZM104 118V117H103ZM154 118V117H153ZM207 118V116H206ZM210 118V117H209ZM222 118V119H223ZM241 118V117H240ZM239 118V119H240ZM197 119V118H196ZM229 119V117L227 118ZM226 120V122H228V120ZM77 120V119H76ZM79 120V119H78ZM151 120V119H150ZM169 120V119H168ZM242 120V118H241ZM155 121V120H154ZM194 121V120H193ZM192 121V122H193ZM208 121V120H207ZM224 121V120H223ZM248 121V120H247ZM264 121V120H263ZM161 122V121H160ZM79 123V122H77ZM154 123V122H153ZM223 123V122H222ZM229 123V122H228ZM58 124V125H57ZM80 124V123H79ZM241 124V123H240ZM261 124H263L261 122ZM260 124V125H261ZM221 125V124H220ZM219 125V126H220ZM139 126V125H138ZM197 126V124H196ZM235 126L237 128V126H239L237 128V130L235 129ZM244 126V125H242ZM241 126V127H242ZM102 127V126H101ZM207 127V126H206ZM210 127V126H209ZM208 127V128H209ZM261 128V131L259 129V132L261 133V136L257 139L256 137H252V139H250V143L252 144V151L256 154H258L259 156L257 158H260V173H256L257 175H255V177H257V180H256V185L253 186V188H249L250 191H247L246 190H241L239 192H237V189L234 188V186L236 185L235 184V180L234 178L235 177H231V178H227V176L230 174V173H234V171H236L238 169V166L237 165H233L232 164V160H233V157L230 156L228 153H224L221 149H223V145L222 142H223V137L225 135H221V133L224 131L225 127L222 125L221 127H219V130H218V133H219V136L215 139V144L216 145H219L217 146L216 150L218 151L219 154L215 153V148L213 150V152H211V158L209 159V161L207 162L208 166L210 165H213L215 163H219L217 166L218 168L217 169H209V172L207 173L206 177L204 179V181L201 182V185H197V190H196V194L194 196V198L190 199V202H189V206H188V211L193 215L191 216L192 218V221L195 225L196 223V229L192 230L193 231H196V233H204V239L203 241L201 242V246H203L202 250L196 254L195 257H191V255L187 252L182 251V255L183 254L186 256V260L188 261L189 264H264V124ZM259 127V128H260ZM9 128V130H8ZM82 128V127H81ZM94 128V127H93ZM111 128V127H110ZM139 128V127H138ZM218 128V127H217ZM224 128V129H223ZM78 129V128H77ZM8 130L7 133H5L6 131ZM211 130V129H210ZM216 130V129H214ZM117 131V130H116ZM140 131V130H139ZM145 131V130H144ZM154 131V130H153ZM208 131V130H207ZM84 130H81L79 131L78 133V136L79 138L76 140L74 139V141H77L79 144V146L81 145H86L88 143L91 144V140H90V137L91 138H94L95 137H92V135L90 136V134L88 132H86L85 134L83 133ZM101 132V131H100ZM152 132V131H151ZM227 132V133H228ZM147 133V132H146ZM161 133V132H160ZM208 133V132H207ZM217 133V131H216ZM214 132V135L216 134ZM259 133V134H260ZM8 134V136H6L5 138V135ZM99 134V133H98ZM149 134V133H148ZM185 134V133H184ZM187 134V133H186ZM225 134V133H224ZM103 135V134H102ZM144 135V134H143ZM151 135V134H150ZM189 135V134H188ZM195 135V134H193ZM218 135V134H216ZM196 136V135H195ZM194 137V136H193ZM209 137V136H208ZM151 138V137H150ZM154 138V137H153ZM250 138V137H249ZM93 139V144L95 143V140ZM117 139V138H116ZM157 139V138H156ZM192 139V138H191ZM206 139V138H205ZM90 140V141H89ZM98 140V139H97ZM110 140V139H109ZM158 140V139H157ZM160 140V139H159ZM207 140V139H206ZM8 141V142H7ZM134 141V140H133ZM174 141V140H173ZM54 142H58V143H55L53 144ZM104 142V141H103ZM116 142V141H114ZM137 142V141H136ZM157 142V141H156ZM167 142V141H166ZM197 142V141H196ZM5 143H7L5 145ZM76 143V142H75ZM102 143V142H101ZM105 143V142H104ZM132 143V141H131ZM225 144V143H224ZM96 145V144H95ZM132 145V144H131ZM155 145V144H154ZM169 145V144H168ZM91 146V145H90ZM117 146V145H115ZM112 147V148H117V149H120L118 147ZM139 146V144H138ZM190 146V145H189ZM5 147V151H6V148ZM102 147V148H101ZM101 149H103V147L107 148L106 146H102L101 145ZM120 147V146H119ZM184 147V146H183ZM79 148V147H78ZM88 148V146H87ZM153 148V147H152ZM157 148V147H156ZM197 148V147H196ZM10 149H7V151ZM81 149V148H80ZM90 148H88V152L90 151L89 150ZM96 149V148H95ZM94 149V150H95ZM108 149V148H107ZM106 149V150H107ZM171 149V148H170ZM17 150V151H16ZM74 150V149H73ZM83 150V149H82ZM84 150H87L85 149L84 147ZM110 150V148L108 149ZM221 150V152H220ZM3 151V152H5ZM54 150H51V152H53ZM104 151V150H103ZM113 151V150H112ZM123 151V150H120V152ZM131 151V150H130ZM171 151V150H170ZM179 151V150H178ZM194 151V150H192ZM50 152V151H49ZM62 152V151H61ZM87 151L83 152L86 153ZM95 152V151H94ZM105 152V151H104ZM111 152V150H110ZM119 152V151H118ZM119 152V153H120ZM140 152V151H138ZM143 152V151H142ZM92 153V152H91ZM106 153V152H105ZM116 150L111 152V154H113V157H115V159L117 158L116 156ZM119 153H117L119 155ZM122 153V152H121ZM35 154V155H36ZM64 154V153H63ZM125 154V153H123ZM167 154V153H166ZM178 154V153H177ZM34 155V154H33ZM36 155V156H37ZM42 155V154H40ZM66 155V154H65ZM95 155V154H94ZM122 155V154H121ZM144 155V154H143ZM226 155H229V156H226ZM44 156V155H42ZM63 156V155H62ZM71 156H74V155H71ZM81 156V155H80ZM120 156V155H119ZM123 156V155H122ZM127 156V155H126ZM124 155V158L126 157ZM132 156V155H131ZM169 156V155H168ZM189 156V155H188ZM39 157V156H38ZM41 157V156H40ZM49 157V156H48ZM102 159L101 156H98ZM112 157V158H113ZM121 157V156H120ZM133 157V156H132ZM141 157V156H140ZM151 157V156H150ZM180 157V156H179ZM202 157V155H201ZM80 158V157H79ZM95 158V157H94ZM127 158H130V157H127ZM172 158V157H171ZM193 158V157H192ZM21 159V161H19ZM39 159V158H38ZM42 159V158H41ZM46 159V158H45ZM44 159V160H45ZM51 159V158H50ZM64 159V158H62ZM81 159V158H80ZM100 159V160H101ZM126 159V158H125ZM125 159H122V162L120 160L121 163H119L117 166H121L122 169L127 167V164L128 163V159L125 160ZM133 159V158H132ZM32 160V159H31ZM72 160V159H70ZM82 160V159H81ZM104 160V159H103ZM52 161V164H56L55 161H53V159H51ZM73 161V160H72ZM71 161V162H72ZM129 161H133V160H130ZM247 161V160H246ZM253 161V160H251ZM259 161V160H258ZM31 162V163H29ZM68 162V161H67ZM105 162V161H103ZM107 162V161H106ZM173 162V161H172ZM192 162V161H191ZM248 162V161H247ZM77 163V161H76ZM84 163V162H83ZM116 163V162H115ZM152 163V162H151ZM251 163V162H249ZM3 164V165H4ZM80 164V163H79ZM96 164V163H95ZM135 164V163H134ZM138 164V163H137ZM141 164V163H140ZM174 164V163H173ZM186 164V163H185ZM189 164V163H188ZM11 165V164H10ZM13 165V164H12ZM11 165V166H12ZM32 165V166H31ZM40 165V163L38 164ZM37 165V166H38ZM51 165V164H50ZM70 165V164H69ZM187 165V164H186ZM247 165V163H246ZM250 165V164H249ZM254 165V162L253 164ZM248 166V167H253L252 169L255 170L254 166ZM41 166V165H40ZM39 166V167H40ZM175 166V165H174ZM183 166V165H182ZM1 167V166H0ZM34 170L35 168L37 170V173L35 171H33L32 169ZM179 167V166H178ZM184 167H186L184 165ZM196 167V166H195ZM206 167V166H205ZM259 167V166H258ZM257 167V168H258ZM41 168V167H40ZM45 168V167H44ZM53 168V167H51ZM71 168V167H70ZM176 168V167H175ZM188 168V167H187ZM9 169V168H8ZM42 169V168H41ZM74 168L72 167V170ZM120 169V168H119ZM146 169V168H145ZM171 169V168H170ZM205 169V168H204ZM31 170L33 172H31ZM116 170V169H115ZM206 170V169H205ZM249 170V169H248ZM45 171V170H44ZM50 171H53V172H50ZM48 170L46 172H48V175L44 172V174H46L47 176H44V178L46 177H49L48 178V181L51 179V177L53 178V176L56 175V170L54 171V169L52 170ZM65 171V170H64ZM62 170V173L64 172ZM68 171V170H67ZM80 171V170H79ZM86 171V170H85ZM121 171V170H120ZM185 171L187 172L186 168H185ZM257 171V170H256ZM4 172V171H3ZM2 172V173H3ZM8 172V171H6ZM37 174L35 175L34 174ZM43 172V171H42ZM73 172H71L70 174H72ZM84 172V171H82ZM123 172V170H122ZM184 172V171H182ZM258 172V171H257ZM61 173V171H60ZM59 173V174H60ZM61 173V175H62ZM81 173V171L79 172ZM89 173V172H88ZM96 173V172H95ZM105 173V172H104ZM251 173V171H250ZM9 174V173H8ZM58 174V173H57ZM65 174V172L63 173ZM69 174V172H68ZM68 174H65L68 176ZM69 174V175H70ZM87 174V173H86ZM123 174V173H122ZM121 174V175H122ZM202 174V173H201ZM260 174V175H259ZM41 175V174H39ZM85 175V174H84ZM87 175H90V174H87ZM109 175V174H108ZM120 173H119V177L121 176ZM125 175V174H123ZM123 175H122V178H123ZM204 175V174H203ZM253 177L254 175L251 174ZM4 176V175H3ZM42 176V175H41ZM40 176V177H41ZM57 176V175H56ZM140 176V175H139ZM39 177V179H40ZM64 177V176H63ZM72 177V176H71ZM79 177V176H78ZM77 177V178H78ZM111 177V176H110ZM108 177V178H110ZM4 178V177H3ZM43 179V177H41ZM80 178V177H79ZM75 180L77 181V184H81V180ZM86 178V177H85ZM90 178V177H89ZM113 178V177H112ZM111 178V179H112ZM120 178V181L121 179ZM135 178V177H134ZM88 179V178H86ZM84 179V180H86ZM153 179V178H152ZM203 179V178H202ZM236 179V178H235ZM41 180V179H40ZM45 180V179H43ZM41 181L44 182V181ZM47 180V179H46ZM55 179H53L52 181H54ZM64 180H66L65 183H67V180L68 183H67V186L64 182ZM114 180V179H113ZM118 180V179H117ZM125 180V179H124ZM169 180V179H168ZM79 181V182H78ZM128 181V180H127ZM135 181V180H134ZM177 181V180H176ZM39 182V181H38ZM37 182V183H38ZM71 182H74L71 181ZM119 182V181H118ZM122 182V181H121ZM148 182V181H147ZM254 182V181H253ZM40 183V182H39ZM46 183V182H45ZM50 183V181H49ZM52 183V182H51ZM55 183V182H53ZM52 183V184H53ZM75 183V182H74ZM88 183V181H87ZM133 183V182H132ZM178 183V182H177ZM0 184V185H1ZM12 184V185H11ZM47 184V183H46ZM49 186V187H52L53 186ZM78 184V185H79ZM83 184V182H82ZM94 184V183H93ZM92 184V185H93ZM58 185V184H57ZM58 185V186H59ZM120 185V184H119ZM167 185V184H166ZM253 185V183H252ZM77 186V185H76ZM80 186V185H79ZM78 186V188H80ZM127 186V185H125ZM154 186V185H153ZM232 187L231 188V193L230 195H228V197L225 195L226 194V190L228 187ZM243 186V185H242ZM48 187V188H49ZM57 187V186H56ZM171 187V186H170ZM3 190H2V189ZM42 188V187H41ZM76 188V187H75ZM83 188V187H82ZM93 188V187H92ZM156 188V187H155ZM153 188V189H155ZM241 188V187H240ZM58 189V188H57ZM117 189V188H116ZM116 189L114 191H116ZM89 190V189H87ZM109 190V189H108ZM119 190V189H118ZM129 190V189H128ZM159 190V188L157 189ZM95 191H98V190H95ZM110 191V190H109ZM113 191V189H112ZM153 191V190H152ZM161 191V190H160ZM184 191V190H183ZM244 191V192H243ZM76 192V191H75ZM159 192V191H158ZM54 193V192H53ZM78 194H81L80 192H78ZM142 194V193H140ZM177 194V193H176ZM241 194V195H239ZM25 195V196H24ZM43 195V194H42ZM54 195V194H53ZM146 195V194H145ZM150 195V194H149ZM237 195L239 196V198H237ZM39 196V197H40ZM80 197V195H78ZM97 196V195H96ZM117 196V195H116ZM115 196V197H116ZM125 196V195H124ZM141 196V195H140ZM183 196V195H182ZM187 196V195H186ZM189 196V195H188ZM29 197V198H30ZM77 197V200L78 198ZM114 197V198H115ZM130 197V195H129ZM152 197V196H151ZM38 198V197H37ZM52 198V199H51ZM112 198V197H110ZM108 197V200H106L107 198H105L104 201H108L107 203L105 202V205L107 206V208L105 209V212H100V214H103L104 216H108L110 214H112L114 211H112L115 207V201H113L112 199H110ZM117 198V197H116ZM153 198V197H152ZM31 199V198H30ZM40 200V198H38ZM69 199L68 201H65ZM86 199V198H85ZM125 199V198H124ZM27 200V199H26ZM32 200V199H31ZM30 200V201H31ZM35 200V198H34ZM38 200V202H39ZM76 200V201H77ZM80 200V199H79ZM115 200V199H114ZM129 200V199H128ZM142 200V199H141ZM33 201V200H32ZM56 201V200H55ZM57 201V202H58ZM82 201V199L80 200ZM104 201L102 202V206H103V203ZM118 201V200H117ZM116 201V202H117ZM84 202V201H83ZM163 202V201H162ZM33 203V202H32ZM37 203V202H36ZM85 203V202H84ZM83 203V204H84ZM98 203V202H97ZM134 203V202H132ZM40 204V202H39ZM52 204V203H51ZM78 204V203H76ZM81 204V202H80ZM99 204V203H98ZM97 204V205H98ZM144 204V203H143ZM120 205V203H119ZM138 205V204H137ZM188 205V204H187ZM86 206V205H85ZM96 206V205H95ZM118 206V205H117ZM132 206V205H131ZM158 206V205H157ZM121 207V206H120ZM75 208V210H74ZM87 208V207H86ZM90 208V207H89ZM123 208V207H121ZM137 208V207H136ZM45 211V208H43ZM79 209V208H78ZM82 209V208H81ZM85 209V208H84ZM100 209V208H99ZM102 209V208H101ZM100 209V210H101ZM117 209V208H116ZM184 209V208H183ZM36 210V211H35ZM65 210L69 211L67 214V217H65ZM80 210V209H79ZM119 211V207L117 209ZM116 210V211H117ZM126 212L128 211L127 209H125ZM122 209V214H123V211H125ZM76 211L74 214L73 212ZM104 211V210H103ZM167 211V210H166ZM80 212V211H78ZM85 212V211H84ZM109 214H107V213ZM121 212V211H120ZM129 212V211H128ZM137 212V211H136ZM152 212V211H151ZM180 212V211H179ZM96 213V212H95ZM105 213V214H104ZM117 213V212H116ZM150 213V212H149ZM76 214V215H75ZM81 214V213H80ZM98 214H99V211H98ZM98 215V217L102 215ZM107 214V215H106ZM127 214V213H125ZM138 214V213H137ZM171 214V212H170ZM188 214V213H187ZM17 215H19L17 217ZM117 215H121V214H117ZM116 215V216H117ZM124 215V214H123ZM151 215V213H150ZM168 215V213H167ZM176 215V214H175ZM69 216V217H68ZM78 216V215H77ZM97 215H95V218H96ZM103 216V217H104ZM113 216V215H112ZM166 216V215H165ZM182 216V215H181ZM37 217V216H36ZM80 217V216H79ZM82 217V216H81ZM97 217V218H98ZM102 217V218H103ZM120 217H123V216H120ZM124 217H126L124 215ZM156 217V216H155ZM179 217V216H178ZM33 218V217H32ZM88 218V217H86ZM90 218V221H93L91 217ZM100 218L94 222H100L101 224L103 223V220L105 221V219L101 220L100 221ZM105 218V217H104ZM114 218V217H113ZM116 218V217H115ZM127 218V217H126ZM130 218V217H129ZM135 218V217H134ZM154 218V217H153ZM174 218V217H173ZM42 219V218H41ZM85 219V218H84ZM84 219H79V220H84ZM108 219V218H107ZM106 219V220H107ZM117 219V218H116ZM122 219V218H121ZM125 219V218H124ZM136 219V218H135ZM134 219V220H135ZM152 219V218H151ZM178 219V218H177ZM118 220V219H117ZM133 220V221H134ZM144 220V219H143ZM37 221V220H36ZM87 221V220H86ZM109 221H111V219L109 218ZM130 221V220H129ZM152 221V220H151ZM155 221V220H154ZM153 221V222H154ZM174 221V220H173ZM165 222V221H164ZM83 223V222H82ZM88 223V222H87ZM110 223V222H108ZM119 223V220L118 222ZM121 223V222H120ZM119 223V224H120ZM149 223V222H148ZM86 224V223H85ZM91 224V223H90ZM97 223H95V226H96ZM112 225H115L116 223H111ZM136 224V223H135ZM134 224V225H135ZM178 224V223H177ZM46 225V227H45ZM87 225V224H86ZM99 225V223L97 224ZM104 225V223H103ZM118 225V224H117ZM137 225V224H136ZM152 225V224H151ZM85 226V225H84ZM83 226V227H84ZM90 226V225H89ZM132 226V224H131ZM139 226V225H138ZM144 226V225H143ZM148 226V225H147ZM83 227L81 228L83 230ZM107 227V228H106ZM118 227V226H117ZM130 227V225H129ZM136 227V226H135ZM134 227V228H135ZM42 228H44V232H42L43 234L41 236H39L38 240L37 237H38V233L40 232V229L42 230ZM88 228V226L86 227ZM85 228V229H86ZM95 228L94 230L91 231V233L94 235L95 233H99V231H101L103 234L105 231H109L108 229V226H105V227H100L99 230L98 227H93ZM105 228L103 231L102 229ZM139 228V227H138ZM31 229V228H30ZM91 229H92V225H91ZM111 229V228H110ZM123 229H126V228H123ZM141 229V228H140ZM87 230V229H86ZM116 230V229H114ZM88 232L89 229L87 230ZM126 231V230H125ZM140 231V230H139ZM84 232V230H83ZM128 232V230H127ZM138 232V229L137 231H135V233ZM27 233V234H26ZM86 233V232H85ZM90 233V234H91ZM101 233V235H102ZM195 233V232H194ZM41 234V233H39ZM87 234V233H86ZM91 234V235H92ZM106 234V233H105ZM118 234V233H117ZM128 234V233H126ZM176 234V233H175ZM77 237H76V236ZM92 236H89L90 237V240H91V237ZM111 235V234H110ZM116 235V234H115ZM129 235V234H128ZM127 235V236H128ZM135 235V234H134ZM144 235V234H143ZM193 235V233H192ZM88 236V235H87ZM97 236V235H95ZM114 236V235H113ZM118 236V235H117ZM126 237V235H124ZM146 236V235H145ZM197 236V235H196ZM41 237V238H40ZM99 237V236H98ZM110 237V236H109ZM132 237V236H131ZM130 237V239H131ZM157 237V236H156ZM161 237V236H160ZM193 237V236H192ZM84 238V237H83ZM97 238V237H96ZM95 237L92 238L93 239H96ZM100 238V237H99ZM102 238L103 235H102ZM101 238V239H102ZM113 238V237H112ZM120 238V237H119ZM85 239V238H84ZM99 239V240H101ZM105 239V238H104ZM111 240V238H109ZM121 239V238H120ZM154 239V238H153ZM35 240V241H34ZM88 240V241H90ZM98 240V239H97ZM103 240V239H102ZM109 240V241H110ZM132 240V239H131ZM158 240V239H157ZM166 240V239H165ZM164 240V241H165ZM87 241V242H88ZM94 241V240H93ZM104 241V240H103ZM102 241V242H103ZM106 241V239H105ZM107 241H108V237H107ZM112 241V240H111ZM121 241V240H120ZM140 241V240H138ZM142 241H144V239H142ZM156 241V239H155ZM176 241V240H175ZM31 242V243H30ZM79 242V241H78ZM98 242V241H97ZM101 242V241H100ZM114 242V241H113ZM16 245H14V244ZM86 243V241H85ZM107 243V242H105ZM111 243V242H109ZM118 243V242H117ZM150 243V242H149ZM34 244V245H35ZM39 244V245H40ZM119 244V243H118ZM122 244V243H121ZM118 245V251H120L121 247L120 245ZM174 244V243H173ZM12 245H14L16 247V252L15 250L14 253L15 255L13 256L10 252L11 248H12ZM37 245V246H39ZM112 245V244H111ZM124 245V244H122ZM127 245V244H126ZM35 245V247H37ZM42 246H39V250L40 249H43L45 251L44 248H42ZM91 246V245H90ZM177 246V245H176ZM126 247H129V246H126ZM99 251L101 249L98 248ZM125 249V248H124ZM172 249V248H171ZM178 249V248H177ZM180 248H179V252L181 251ZM184 249V248H183ZM182 249V250H183ZM29 250V249H28ZM102 250V249H101ZM126 250V251H125ZM124 251L127 252V248L125 249ZM145 250V249H144ZM33 252H31L32 256L35 255V251L32 250ZM104 251V250H103ZM102 251V253H103ZM117 251V252H118ZM121 251H123V249H121ZM120 251V253H121ZM123 251V252H124ZM176 251V250H175ZM105 252V251H104ZM9 253L12 255L9 256ZM26 253V252H25ZM30 253V252H29ZM38 253V252H37ZM36 253V255H37ZM91 253V252H90ZM89 253V254H90ZM98 253H101V252H98ZM96 255V257L99 255ZM181 253V252H180ZM24 254V253H23ZM40 254V253H39ZM126 253H122V255H124ZM28 255V254H27ZM104 254H102L103 256ZM119 255V254H118ZM26 256V255H25ZM41 256V254H40ZM197 256H199L200 260L197 258ZM42 257V256H41ZM97 257V258H98ZM121 257V256H120ZM125 257V256H124ZM69 258V260H71ZM75 258V259H74ZM84 258V260H83ZM95 258V257H94ZM103 258V257H102ZM123 258V256H122ZM185 258V257H184ZM44 259V258H43ZM74 259V260H73ZM183 259V258H182ZM25 260V259H24ZM48 260V259H46ZM81 260H83L82 262H80ZM124 260V259H123ZM185 260V261H186ZM27 261V259H26ZM70 261V262H72ZM76 261V262H77ZM94 261V260H93ZM134 261V260H133ZM183 261V260H182ZM200 261V262H198ZM24 262V261H23ZM29 262H32V261H29L28 260V263ZM34 262V261H33ZM32 262V263H33ZM36 262V261H35ZM45 262V261H44ZM68 262V263H67ZM113 262V261H112ZM22 263V262H21ZM26 263V262H25ZM37 263V262H36ZM40 263V262H39ZM46 264H48L47 262H45ZM78 263V264H79ZM92 263V262H91ZM96 263V262H95ZM105 263V262H104ZM114 263H117V262H114ZM23 264V263H22ZM30 264V263H29ZM35 264V263H34ZM42 264H43V261H42ZM77 264V263H75ZM90 264V263H89ZM101 264V263H100ZM145 264V263H144Z\"/></svg>","mask_w":264,"mask_h":264}]
</instances>
